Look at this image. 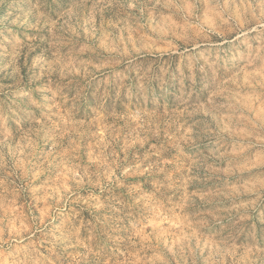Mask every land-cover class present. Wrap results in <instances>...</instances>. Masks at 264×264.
<instances>
[{
	"label": "rangeland",
	"instance_id": "rangeland-1",
	"mask_svg": "<svg viewBox=\"0 0 264 264\" xmlns=\"http://www.w3.org/2000/svg\"><path fill=\"white\" fill-rule=\"evenodd\" d=\"M0 264H264V0H0Z\"/></svg>",
	"mask_w": 264,
	"mask_h": 264
}]
</instances>
